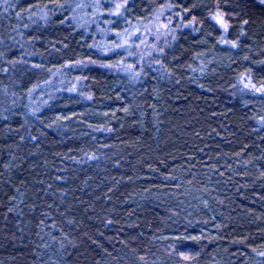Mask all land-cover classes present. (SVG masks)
Here are the masks:
<instances>
[{"label":"trees","instance_id":"obj_1","mask_svg":"<svg viewBox=\"0 0 264 264\" xmlns=\"http://www.w3.org/2000/svg\"><path fill=\"white\" fill-rule=\"evenodd\" d=\"M87 1L0 0V264H264V92L243 84L264 85V5L129 0L130 25L182 17L133 79L75 24Z\"/></svg>","mask_w":264,"mask_h":264},{"label":"rangeland","instance_id":"obj_2","mask_svg":"<svg viewBox=\"0 0 264 264\" xmlns=\"http://www.w3.org/2000/svg\"><path fill=\"white\" fill-rule=\"evenodd\" d=\"M123 3L124 0H88L84 4L80 2L74 9L73 20L78 28L85 29L87 32L94 31L99 39L97 48L101 53L114 56L108 66L134 79L145 66L160 68L161 58L174 39L175 22L180 25L182 17L179 13L175 14L170 7H165L155 13L151 21L145 24L130 25L123 17L125 8L119 9L121 13L119 16L111 14L117 11L116 4ZM218 12L222 11L215 10L211 17ZM212 20L224 33L228 31H224L213 18ZM116 23L122 26H115ZM56 77L55 81L53 79L45 83L39 90L46 91L45 93H49V96L55 90L62 91L65 84L58 80L61 78L60 74ZM243 84L253 91L255 88H260L249 78H244ZM253 85L255 88L252 87ZM75 89L76 84H73L67 90L75 92Z\"/></svg>","mask_w":264,"mask_h":264},{"label":"snow or ice","instance_id":"obj_3","mask_svg":"<svg viewBox=\"0 0 264 264\" xmlns=\"http://www.w3.org/2000/svg\"><path fill=\"white\" fill-rule=\"evenodd\" d=\"M260 3L262 5H264V0H260ZM125 7H128V0H124V3L123 4H116L115 5V8L117 9L116 12L114 13H111L112 15L114 16H119L121 15L119 9L121 8H125ZM185 11H188V9H184ZM225 16H226V13H222V12H218L214 17H212L222 28L224 31H227L228 30V23L226 22V19H225ZM195 17L192 18V21H190V25L193 24L195 22ZM245 24L248 23V21H244ZM233 47H237V43L236 42H233L232 44ZM5 71H7V69H5ZM252 87L255 88V86L253 85ZM255 91L256 92H264V85H262L260 88H255ZM7 119V118H5ZM17 191H19V189H17ZM12 200H15V197H12ZM8 211H13V208L12 207H9ZM259 255L261 256H264V252H261L259 253Z\"/></svg>","mask_w":264,"mask_h":264}]
</instances>
